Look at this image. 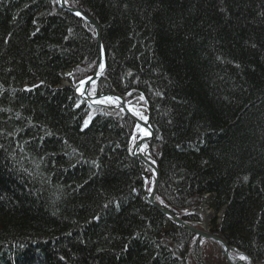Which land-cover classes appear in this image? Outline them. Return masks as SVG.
I'll use <instances>...</instances> for the list:
<instances>
[{
    "label": "trees",
    "instance_id": "1",
    "mask_svg": "<svg viewBox=\"0 0 264 264\" xmlns=\"http://www.w3.org/2000/svg\"><path fill=\"white\" fill-rule=\"evenodd\" d=\"M65 1L101 28L92 92L147 105L158 200L200 222L209 194L211 232L264 264V0ZM99 58L57 0H0V264H203L146 196L135 122L57 87Z\"/></svg>",
    "mask_w": 264,
    "mask_h": 264
},
{
    "label": "water",
    "instance_id": "2",
    "mask_svg": "<svg viewBox=\"0 0 264 264\" xmlns=\"http://www.w3.org/2000/svg\"><path fill=\"white\" fill-rule=\"evenodd\" d=\"M58 5L62 8H64L65 10L70 11L76 15L79 12L81 14V15H79L80 17L86 19L87 21H89L94 26V28L96 30L97 44H98V48H99V52H100L99 53V55H100L99 64L97 65L93 75L90 76L89 78L85 79L84 81H82L83 83L80 82L77 84H73L72 79L70 77H67L68 83H66V86H71L75 90H77L78 85L81 86L83 88V90H82L80 96L83 99V101H86L89 105L96 106V107H102L105 109H121L128 116H130L137 124L142 126V128L146 132V136L140 137L136 141V144H135V147H134L132 153H133V155L139 157L140 160L148 167V169L150 170L152 177L154 179V185H153L151 191L147 193L148 200L157 210H159L160 212L165 214L168 217V219H170L173 223H175L179 226H182V227H184V228H186L192 232H196L198 234L204 235L207 238H209V239L215 241L217 244H219L220 249H221L224 257L227 260L229 257V250H231L232 248L224 240H222L221 238H219L216 235H213L211 233L208 234V233H202V232L198 231V229H196L189 222H187V221L183 220L182 218L176 216L167 207H165L164 205H162L161 203L156 201V194H157L158 184H159L160 176H161L160 168H159V165L155 159H153L152 157L143 155L140 152V149L144 145V143H146V142L150 143L151 140L154 138V135H155L154 127L152 126L149 117H148V119H146V118L141 119L140 116H143V114L140 111L136 110L131 105H129L125 101V99L123 97H121L120 95H117V94L92 95L90 93L91 85L101 76L102 72H104L105 65H106L105 58H104L105 52H104V47H103V43H102V39H101V28H100L99 24L97 23V21H95L90 16L86 15L81 9L67 5L64 0H58ZM100 64H102L103 67H102V71L99 73L98 69L100 67ZM107 97H118L119 100L118 101L113 100L114 101L113 105H104L102 102H97V101H101L102 99L107 98ZM133 112L139 113V115H134ZM223 212H224V210L222 211V214H223ZM230 264H247V263L243 260H239L237 258H234V260L232 262L230 261Z\"/></svg>",
    "mask_w": 264,
    "mask_h": 264
},
{
    "label": "bare ground",
    "instance_id": "3",
    "mask_svg": "<svg viewBox=\"0 0 264 264\" xmlns=\"http://www.w3.org/2000/svg\"><path fill=\"white\" fill-rule=\"evenodd\" d=\"M104 58H105V53H104ZM26 86H27L26 83H24L23 84V87H26ZM76 91H75V96L77 97V99H79L80 101L84 102L83 99L80 96V94L82 92V87L78 85ZM145 136H146V132H145V130H143L141 137H145ZM207 196L209 197V194H207ZM199 214L201 215L200 222H190V224L193 225L196 229H198V231H200L202 233H208V234L211 233V234L215 235L214 233L211 232L212 231V227H213V220L216 217V222L217 223H220V221H221V219L223 217L222 216L223 215L222 214V211H220L217 215H215L214 211L207 209L205 207V205H201L200 206V209H199ZM180 227H182V226H180ZM192 233L194 235V239L199 238V245L202 246V247H204V255H206V253H205V246H204L205 244L204 243H206L207 245H212L214 247L213 249L215 250V252H217V254H221V256L223 257L224 261L221 262V263H219V262L217 263L216 262L217 264H230V261L232 262L234 260V258H237L239 260H242V259H240L241 256H244V257L247 258V259H243V261H245L247 264H255V261H254L253 257L249 253H247L245 251V249H241L238 246L230 245L221 236L216 235L217 237H219L222 240H224L232 248L231 250H229V257H228L227 260L224 257V255H223V253H222V251L220 249V245L219 244H217L215 241L207 238L204 235L198 234L196 232H192ZM194 242H195V240H194ZM191 247H193V246H191ZM204 261L205 262L203 264H216V263L213 262L215 260L213 259V255L212 254H207V257H205V260ZM188 263L189 264H194L190 260L188 261ZM27 264H35V263L34 262H31V263H27Z\"/></svg>",
    "mask_w": 264,
    "mask_h": 264
},
{
    "label": "rangeland",
    "instance_id": "4",
    "mask_svg": "<svg viewBox=\"0 0 264 264\" xmlns=\"http://www.w3.org/2000/svg\"><path fill=\"white\" fill-rule=\"evenodd\" d=\"M65 76L67 77V76H71V72H69V71H67L66 72V74H65ZM66 77H64V79L62 80V84L60 83V85L59 86H57V87H60V88H62V87H66V86H64V82H67V78ZM136 109L137 110H139V111H141L142 113H147V110H148V108H147V105L146 106H139V107H136ZM95 112L94 111H92V112H90L89 114H88V116L86 117V119L84 120V124H85V122L87 121V123H88V121L91 119V117L93 116V114H94ZM141 135V129L139 130V135L138 136H136V138H135V141L139 138V136ZM134 144H135V142H134ZM134 146V145H133ZM147 149V144H144V146L142 147V152H144L145 150ZM147 169V168H146ZM205 245V253L206 254H212L213 255V259L215 260V261H213L214 263H221V262H223L224 261V259H223V257L221 256V254H217V252H215V250L213 249L214 247L212 246V245H207L206 243H204ZM12 263H13V261H12ZM216 263V264H217ZM13 264H17V263H13Z\"/></svg>",
    "mask_w": 264,
    "mask_h": 264
},
{
    "label": "snow or ice",
    "instance_id": "5",
    "mask_svg": "<svg viewBox=\"0 0 264 264\" xmlns=\"http://www.w3.org/2000/svg\"><path fill=\"white\" fill-rule=\"evenodd\" d=\"M77 15L79 16V15H81V14L78 12ZM101 67H103V66L101 65ZM82 83H83V82H82ZM82 94H83V93H82ZM105 99H107L108 101H113V100L118 101V100H119L118 97H107V98H105ZM141 99H143V97H141ZM97 102H102V101H97ZM133 114H134V115H139V113H136V112H133ZM140 118H141V119H145V117H143V116H140ZM85 126H87V121L85 122ZM245 179H247V177H245ZM105 207H107V205H105ZM97 219H98V217H97ZM240 259L243 260V259H247V258L244 257V256H241Z\"/></svg>",
    "mask_w": 264,
    "mask_h": 264
}]
</instances>
